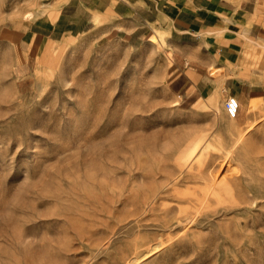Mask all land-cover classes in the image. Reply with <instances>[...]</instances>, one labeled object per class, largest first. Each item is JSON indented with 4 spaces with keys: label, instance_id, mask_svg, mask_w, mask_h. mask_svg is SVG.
Listing matches in <instances>:
<instances>
[{
    "label": "rangeland",
    "instance_id": "rangeland-1",
    "mask_svg": "<svg viewBox=\"0 0 264 264\" xmlns=\"http://www.w3.org/2000/svg\"><path fill=\"white\" fill-rule=\"evenodd\" d=\"M50 3L0 0V264H264V97L237 121L221 92L186 102L161 28L131 45L99 23L29 57L20 35ZM199 158L257 200L183 222L181 242L145 256L163 233L151 206L191 186Z\"/></svg>",
    "mask_w": 264,
    "mask_h": 264
},
{
    "label": "crops",
    "instance_id": "crops-1",
    "mask_svg": "<svg viewBox=\"0 0 264 264\" xmlns=\"http://www.w3.org/2000/svg\"><path fill=\"white\" fill-rule=\"evenodd\" d=\"M50 5L53 17L25 20L19 43L32 52L29 57L99 23L131 45L157 43L152 34L161 28L172 46L169 84L186 102L221 92L224 100L237 98L242 109L264 97V64L258 67L264 57V0H51Z\"/></svg>",
    "mask_w": 264,
    "mask_h": 264
},
{
    "label": "bare ground",
    "instance_id": "bare-ground-1",
    "mask_svg": "<svg viewBox=\"0 0 264 264\" xmlns=\"http://www.w3.org/2000/svg\"><path fill=\"white\" fill-rule=\"evenodd\" d=\"M62 49H64V47ZM52 51H53V46L48 47L45 50L46 56L49 57ZM209 100H210V105L214 106L215 105L214 97L209 98ZM254 101L255 100H253V102ZM193 153L194 151H190L187 154L185 159L186 161L184 162V164H188L191 161L190 159L193 158ZM177 161L178 160H176V162ZM202 164L203 163L199 158L197 163H194L193 166L190 167V171L187 173L186 177L183 178L184 183L191 184V186H187L186 189L182 187L183 190L181 191H175V190L174 192L167 191L166 193H163L160 196L161 199L160 203L151 206V211H154L155 209L159 211V213L155 215L154 220L158 222V224L156 225L162 229L163 233L159 234L160 235L159 238L154 239L155 243L151 245L148 252L145 253V256H149L151 252L156 251L157 249L164 247L166 245H174L181 242V238L176 236L175 237L171 236L173 232L178 230L177 225L186 222L188 224H191V226L192 225L196 226L209 215H216L220 212L226 213L227 211L236 209L238 202L239 204L241 203L247 204L249 201L257 200L256 197L239 196L237 187H238V183L241 180L240 176L233 175L232 177H228L231 175H227V176H223V178L220 176V178L222 179H219V177L215 175L216 172L213 173L214 172L212 169L213 167L209 166L204 168ZM228 165L226 164L227 171H230L229 169L231 168V166L229 165L230 166L229 167ZM217 170L220 171V168H218ZM232 170L233 171L231 172H234V169ZM216 174L218 175V173ZM167 176H169V174ZM158 192L159 189H156L154 193V197H157ZM167 199H171L173 201V204L172 205L165 204V200ZM148 200L149 197L148 198L146 197L144 203H147ZM136 259L137 258H135V260ZM131 261H133L132 258ZM131 261L129 260V263H131Z\"/></svg>",
    "mask_w": 264,
    "mask_h": 264
},
{
    "label": "built area",
    "instance_id": "built-area-1",
    "mask_svg": "<svg viewBox=\"0 0 264 264\" xmlns=\"http://www.w3.org/2000/svg\"><path fill=\"white\" fill-rule=\"evenodd\" d=\"M241 104L235 97H229L225 103V110L229 118L236 119L239 115Z\"/></svg>",
    "mask_w": 264,
    "mask_h": 264
}]
</instances>
